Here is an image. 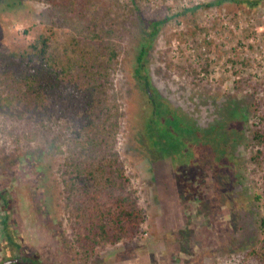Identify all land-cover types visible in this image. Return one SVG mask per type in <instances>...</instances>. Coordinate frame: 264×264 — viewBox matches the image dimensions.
Wrapping results in <instances>:
<instances>
[{
	"label": "rangeland",
	"instance_id": "374dc122",
	"mask_svg": "<svg viewBox=\"0 0 264 264\" xmlns=\"http://www.w3.org/2000/svg\"><path fill=\"white\" fill-rule=\"evenodd\" d=\"M214 1L88 0L92 27L123 32L112 90L124 115L117 149L146 213L133 242L99 248L89 261L79 257L67 245L73 239L61 175L67 139H30L0 121V194L11 202L6 210L0 199V222L8 216L9 229L41 261L264 264V144L253 139L264 129V0L253 6H210ZM197 6L202 7L193 10ZM165 18L170 19L160 27L146 60L161 116L168 106L199 128L203 142L202 132L208 131L225 139L201 147L176 140L171 165L160 158L166 151L158 149L157 155L148 146L144 131L153 107L134 77L142 42L152 32L150 23ZM48 30L56 34L54 50L60 56L67 48L86 47L51 5L0 0V54L26 47ZM214 148L221 150V160L212 155ZM187 151L192 161L182 169L186 173L190 167V177L197 175L201 198L185 195L176 177L177 158H188ZM3 239L0 223V243ZM3 255L0 250V263Z\"/></svg>",
	"mask_w": 264,
	"mask_h": 264
},
{
	"label": "trees",
	"instance_id": "16d2710c",
	"mask_svg": "<svg viewBox=\"0 0 264 264\" xmlns=\"http://www.w3.org/2000/svg\"><path fill=\"white\" fill-rule=\"evenodd\" d=\"M36 1L51 5L62 16L63 23L83 38L86 47L84 51L81 44L76 50L67 48L60 56L54 50L56 34L48 30L35 36L24 48L0 54V121L30 139L42 136L52 137L53 141L67 139L61 172L67 194L64 208L73 236L67 245L89 261L99 248L133 242L146 221L139 192L133 188L117 149L124 115L112 90L123 32L113 27L97 30L93 25L94 29L88 0ZM242 2L253 6L257 1L215 0L209 5ZM169 19L150 23L152 32L142 42L134 77L145 89L148 104L153 107L144 131L148 146L155 154L158 149L166 151L160 158L171 165L172 149L174 145L179 147L176 140H187L190 147L196 142L201 147L209 145L210 140L218 143L225 139L208 131L202 132L206 135L203 142L199 128L187 123L168 106L164 111L166 116H161L160 105L151 91L146 60L160 27ZM263 130L255 132L254 144H264ZM214 149L212 155H218L221 160V150ZM187 157L177 158L180 166L176 177L185 195L201 198L200 187L195 185L197 175L190 177V167L186 173L182 169L188 166V159L192 161ZM198 182L199 185L206 183L205 180ZM0 199L7 210L11 204L7 195L0 194ZM199 201L205 204L203 199ZM8 219L5 216L0 222L4 227V239L0 243L4 255L0 264H47L38 253L27 250L20 235L9 229ZM260 229L264 235V217Z\"/></svg>",
	"mask_w": 264,
	"mask_h": 264
}]
</instances>
